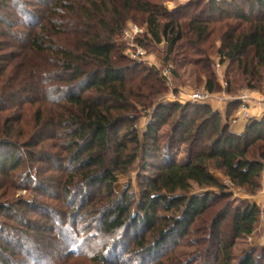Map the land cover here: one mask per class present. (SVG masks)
Masks as SVG:
<instances>
[{"label": "trees", "instance_id": "16d2710c", "mask_svg": "<svg viewBox=\"0 0 264 264\" xmlns=\"http://www.w3.org/2000/svg\"><path fill=\"white\" fill-rule=\"evenodd\" d=\"M28 1L0 0V113H18L15 118L2 120L0 136L5 137L0 138V175L11 183L20 167L31 165L38 171H51V163L60 165L61 159L57 154L44 153V147L56 141L58 130L61 137L65 134V143L58 146L68 152L64 160L71 167L64 173L69 177L63 185L64 195L71 199L74 186L82 196L87 189H105L101 229L112 238L105 252L86 257L96 264H116L111 255L125 246L119 240L122 231L133 234L130 254L144 259L182 239L212 204L231 198L210 173L211 164L235 187L256 195L264 171V115L259 121L249 120L243 133L237 135L229 129V112L223 122L208 105L162 104L155 108L141 141L133 129L137 108L152 107L164 87L144 85L158 73L125 60L115 38L122 34L127 21H139L146 25L154 44H165L167 65H178L177 55H183V61L190 58L184 63L203 77L204 89L213 94L218 84L212 61L201 47L217 32L220 46L215 55L221 63L234 65L247 82L246 88L254 91L262 80L261 70L264 72V0H200L172 11L163 8V3L172 0H43L37 8L32 6L34 10L27 8ZM193 7L200 10L186 19L185 11ZM213 24L219 26L211 28ZM47 79L57 84L43 88L40 83ZM160 80L157 83L164 84ZM227 88V93H233ZM47 104L53 108H45ZM25 106L35 108L31 119L23 110ZM229 107L237 109L238 102ZM172 118L167 143L159 146V132ZM22 122L25 130L17 132L14 126ZM128 124L119 133V128ZM15 137L25 140L16 142ZM139 150H144L146 159L155 151L160 167L147 180L136 204L127 192L116 194L113 188L117 175L136 161ZM59 165L56 169L62 170ZM36 185L33 192L48 193L47 188ZM194 187L201 193L188 197ZM208 188L216 192H202ZM135 205L137 210L133 211ZM8 213L10 221L17 223L14 220L19 210L0 203V215ZM260 213L247 201L233 209L223 206L209 227L210 237L216 234V238L202 251L203 258L191 254L188 261L178 264H231L230 239L250 236ZM225 217L230 218V237L221 240L218 232ZM19 222L22 227L24 220ZM24 225L29 233L35 231V227ZM0 232L5 233L4 239L0 236L2 247L11 237L6 231ZM70 243L74 246L75 239ZM22 249L17 243L6 250L9 258H5L6 252L0 248V264L21 263L11 259ZM38 249L39 245L33 248L34 252ZM24 252L23 258L35 263L41 257L32 250ZM80 254L79 248L75 258ZM260 263L262 260L256 261L247 253L238 264Z\"/></svg>", "mask_w": 264, "mask_h": 264}, {"label": "rangeland", "instance_id": "374dc122", "mask_svg": "<svg viewBox=\"0 0 264 264\" xmlns=\"http://www.w3.org/2000/svg\"><path fill=\"white\" fill-rule=\"evenodd\" d=\"M42 1L43 0H30L28 2L31 3H27V8H32V10H34L33 8H37L38 4H42ZM198 1L200 0H172L171 2L163 3V8L167 11H172L189 3ZM199 10L200 8L193 7L188 11H185L184 17L188 19ZM8 12L10 11H7V13ZM216 26L219 25L213 24L211 28H215ZM135 28L141 32L136 33ZM115 42L118 47H121L120 55L125 60L132 64H142L147 70L153 69L158 73L155 78L153 77L144 82V85L147 84L146 86L148 87L151 86V84L153 86L158 85L159 89H163L164 87V90L161 91L160 95L153 100L152 107L145 110L140 107L137 108L135 115L137 120L133 125V129L136 130L137 136L141 141L143 140V134L146 127L152 122V115L154 114L155 108L159 105L190 103L188 99L192 94L206 93L203 77L201 76L199 78L196 75L194 68L191 65L185 64L190 58L183 61V55H177L175 60H177L179 64L174 65L173 63H170V65H167L168 63H165V44H154L147 35L146 25L141 24L139 21H127L122 34L115 38ZM219 46L218 33L216 32L201 48L207 52L206 56L212 61V69L218 84L217 91L213 94H209L211 97L210 101H224L226 104V112L230 113L227 121L230 124L231 122L241 120L238 115V108L231 109L229 107L231 103L243 95H246L250 98V102L255 104L258 99L264 98V72L261 70L262 80L256 85L257 89L254 91L249 90L246 88L247 82L244 81L243 76L236 67L234 65L230 66L227 61L221 63L219 58L215 55V51ZM180 52L181 51H179V53ZM181 63L184 65L182 64V66ZM157 79H162L164 84L157 83ZM138 82V80L134 82V89ZM40 84L42 87L44 86L43 88H49V86H55L57 83H51V80L47 79L41 81ZM144 85L141 87V91H143ZM228 86L233 93L226 92ZM144 93H146V91ZM209 102L201 105H208L211 108L208 104ZM33 106H25L23 108L24 112L27 113V116L30 119L35 110ZM44 106L48 109L53 108V105L51 104ZM219 114L221 115V113ZM15 116H18V113L15 111L0 113V135L3 129L2 120H6L10 117L15 118ZM221 118L224 122V116H221ZM174 120L175 119L172 118L166 126L161 128L157 142L159 146H164L167 143L171 128L170 124ZM129 126L130 124L119 128V133L124 132ZM14 128L19 132L21 130L20 128L25 130V125L23 122L18 123ZM57 132L56 141H52L53 143L47 142L46 144L48 145L47 147H44L46 148L44 153L59 155V158L62 160L59 159L60 165L57 162H52L50 166H52L53 169L51 171L46 170V168L38 171L36 167L31 165L25 169L20 167V169L18 168L14 174L16 179L14 181L12 179L11 183L4 179L3 175H0V203L5 204L6 206H14L16 210H19L17 215L18 218L14 220L17 221V223L10 221L8 217L10 213L3 217L0 215V230L6 231L7 235L11 237L8 243L0 248L6 252L4 257L9 258V252L6 250L10 247H15L16 244L19 243L23 249L18 250L16 252L17 256L14 259H11V261L17 260L18 262H21L19 264H96L95 262H92L91 258L86 256H96L99 253L105 252V248L108 246L109 240L112 238L106 236L101 229V222L103 220L101 209L106 204V199L102 198L105 194V189L101 187L87 189L86 195L82 196L79 194L78 188L74 186L71 187L73 190L71 199L64 195L63 185L69 180L68 175H65L64 173H68L71 170V167L69 166V163L64 160L68 156V152L64 150V148L58 147L61 143H65L66 139L63 138L65 134L61 137L62 132L60 130ZM48 135H52V132L49 131ZM4 137L5 136H0L1 139ZM14 140L16 142H18L17 140H19V142H24L25 139L15 137ZM52 146L57 147L52 148ZM36 150L39 151L40 149L38 148ZM1 153H3V151H1ZM152 154L153 155L146 159L144 150L138 151V158L136 161L126 170V172L117 175L116 183L113 188L116 194L127 192V194L131 196V201L133 200L136 204L140 202L142 188L145 186L148 179L153 178L157 174L156 169H158L157 167H160L159 161L155 159V151H153ZM181 156L182 155L178 156L177 160H179ZM58 165L60 168L63 166V169L57 170L56 168ZM213 166V164L210 165V173L226 188L227 194L231 196L228 202L223 201L221 203L218 202L212 204L206 213L190 226L188 234L182 239L174 241L173 244L167 245V248L161 250L159 253L146 257V259H144L145 257H136L130 254L132 247L130 239H132L133 234L131 232L130 235H127V231H122L119 233L120 237H118L119 240L123 242L122 245L125 246L121 247L119 250L113 251V255H111V258L115 257L113 261L117 262L116 264H124L125 262L128 264H178L179 261H188V256L191 254H194L195 258L197 256L203 258L201 256L202 251L209 247V243L214 241V237L216 238V234H213L210 237L208 230L211 223L215 222V219L218 216L217 213L221 211L222 207L225 205H227L229 209H233L239 207L242 201H247L256 205L261 213L250 236L236 239L234 241L230 239V244L232 246L230 251V262L231 264H238L245 254L250 253L254 256L256 261L262 260V264H264V188L262 187V175L259 180L260 190L256 195L251 196L244 189L235 187L228 178H226L220 171L215 170ZM39 172L40 176L38 174ZM45 180L48 182L46 183ZM41 181H43V184L40 183ZM30 182H33V184L31 185ZM29 184L31 185V188L28 186ZM35 184H37L36 186L39 185V187L47 188L49 190L47 191L48 193L33 192ZM26 186H28L29 190H27ZM202 192L214 193L216 190L208 188L203 189ZM197 193H201L200 189L194 187L187 195L188 197H192ZM255 199L258 203L253 201ZM23 202L25 204H23ZM86 203H88V206L86 205L83 207L82 205ZM136 210L137 206L135 205L133 211ZM157 212L160 215L163 214L160 210ZM229 219V217H225L221 222V227L218 232V238L221 240L230 237ZM20 220H24L27 226L35 227V231L29 233V231L24 230L26 229L24 222H21L23 226L19 227L17 224ZM218 221L219 220H217V222ZM20 232L24 233L21 234ZM133 233L136 232L133 231ZM4 235L5 233L0 232V236L3 239ZM74 239L76 244L74 243V246L71 245L72 247H70V241ZM38 245L39 249L38 251H35H37L41 257L37 258V263L31 258H23L25 250H28L29 252L32 250V252H34L33 248ZM79 248L81 249V254H86L83 256H80V254L75 258V256L79 254ZM122 248L125 252L122 251ZM37 252L34 253L37 254ZM34 259L36 258L34 257Z\"/></svg>", "mask_w": 264, "mask_h": 264}, {"label": "crops", "instance_id": "0c3cea01", "mask_svg": "<svg viewBox=\"0 0 264 264\" xmlns=\"http://www.w3.org/2000/svg\"><path fill=\"white\" fill-rule=\"evenodd\" d=\"M208 104L211 106L213 111H215V112L217 111V112L221 113V116H224V118L226 117V104L224 103L223 100H220V101L212 100ZM248 113L250 115V120H254V121L261 120L263 115H264L263 112L260 111L257 104H255L253 102L249 103ZM246 124H247V122H245L244 120L241 119L239 121L231 122L229 124V129L232 133L240 135L243 133V131L246 127ZM262 178H263L262 187L264 188V172L262 173ZM253 201L255 203H258L256 199Z\"/></svg>", "mask_w": 264, "mask_h": 264}, {"label": "built area", "instance_id": "2783aa9c", "mask_svg": "<svg viewBox=\"0 0 264 264\" xmlns=\"http://www.w3.org/2000/svg\"><path fill=\"white\" fill-rule=\"evenodd\" d=\"M136 33H140L141 31L136 29ZM139 55V54H138ZM210 96L209 93H194L191 96H189V102L192 104H206L207 102L210 101ZM238 102V115L239 117L244 120L245 122H248L250 120V115L248 113L249 109V103H250V98H248L246 95L241 96L236 100ZM257 106L261 111L264 112V98H260L257 100Z\"/></svg>", "mask_w": 264, "mask_h": 264}]
</instances>
